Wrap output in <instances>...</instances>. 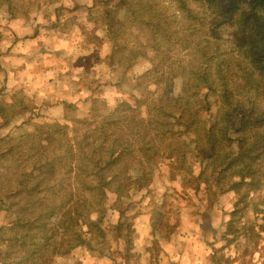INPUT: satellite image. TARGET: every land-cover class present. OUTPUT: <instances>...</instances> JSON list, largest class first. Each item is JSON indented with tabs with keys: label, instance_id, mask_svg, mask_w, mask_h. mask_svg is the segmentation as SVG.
Here are the masks:
<instances>
[{
	"label": "trees",
	"instance_id": "obj_1",
	"mask_svg": "<svg viewBox=\"0 0 264 264\" xmlns=\"http://www.w3.org/2000/svg\"><path fill=\"white\" fill-rule=\"evenodd\" d=\"M171 3L177 11L174 16L168 9ZM124 14V20H120L107 10L104 24L97 27L111 39L108 56L127 49L126 34H131L133 49L128 48V51L145 55L151 61V68L143 75L149 80L155 79V85L178 79L180 86L175 92L174 85H169L170 89L163 92L157 85L153 99L147 103L145 116L118 98L117 105H125L126 109L109 116L100 114L98 120L91 123L87 119L79 121V125L89 126L75 144L68 139L64 155L67 159L62 155L47 158L44 153L49 149L46 148L41 150V156L27 159L30 164L25 170L15 171L14 177H7L9 171L0 172V180L15 178L17 183L12 189L0 192V212L12 217L9 226L0 227V234H11L9 244H15L13 249L19 256L17 264H27L26 260L31 261V258H38V264H54L56 253L60 250L67 253L78 245L72 242L74 238L83 239L76 229V218L85 219L90 231L104 238L103 228L97 220L88 221L86 212H91L94 202L100 208L106 193L120 195L130 183L149 181L142 158L152 165L163 157L175 170H171V177L180 173L185 167L186 152L179 144L186 142L176 137L175 143L165 144L147 136L151 128H162L177 136L169 120L175 112L185 119V129L199 125L197 138L206 146L202 158L206 165L194 177L196 188L198 184L204 185L199 200L204 201L208 196L212 200V184L223 192L233 191L232 211L224 232L235 233L230 227L244 218L245 221L250 219L248 224L243 223L244 236L264 232V0H128ZM126 23L130 26L136 23L137 29L131 27L130 33H124ZM154 54L158 56L156 63ZM165 62L167 68H160ZM80 70H84L82 65ZM74 71L73 67L66 70L65 82L75 83ZM122 77L128 78L125 72ZM200 97L202 103H199ZM200 111L206 113L203 120ZM129 112H136L140 117L138 122L146 123L147 129L138 128L135 132L138 138H145L144 143L132 144L126 136L125 130H130L136 121L134 116H121ZM80 128L73 129L74 137ZM48 129L47 144L57 143L56 133L59 137H71L62 124L50 125ZM231 130L236 134L234 141L228 134ZM27 135L31 133L26 132L21 137ZM89 135L93 137L90 139ZM122 138L123 143L119 142ZM231 142L237 147L233 152ZM21 147L0 148V161L5 162L14 149ZM16 166L21 167V163ZM57 166L61 169L58 178ZM72 177L75 178L74 188ZM58 183H61L59 190ZM91 193L95 196L89 202L87 195ZM206 200L208 202V198ZM210 204L211 201L205 203ZM164 219L163 211L154 207L151 228L164 232ZM124 230V242L130 251V232L128 227ZM154 246L149 242L137 253L146 264L159 261ZM26 252L28 254H22ZM0 255L4 261L13 254L10 251L4 256L0 252ZM102 255L111 256L110 253Z\"/></svg>",
	"mask_w": 264,
	"mask_h": 264
},
{
	"label": "rangeland",
	"instance_id": "obj_2",
	"mask_svg": "<svg viewBox=\"0 0 264 264\" xmlns=\"http://www.w3.org/2000/svg\"><path fill=\"white\" fill-rule=\"evenodd\" d=\"M127 6L128 0H0V53L4 55L10 47L15 50L6 52L12 65L1 56L0 148L22 146L14 149L5 162L0 161V172L9 171L7 177H14L15 171L19 168L25 170L27 164H30L31 161L27 159L41 156V150L46 148L49 149L44 153L47 158L56 159L62 155L67 159L68 156L64 155L67 153L68 139L75 144L89 126L83 127L78 124L79 121L87 119L91 123L98 120L100 114L109 116L112 112L126 109L125 105H117L118 98L135 107L141 116H145L147 103L153 99L157 85L163 92L170 89L169 85H174L175 92L178 90V79L171 82L172 84L164 82L155 85V79L149 80L143 75L151 68V61L145 55H134L128 51L133 46L131 34H126L127 49L122 48L112 57L108 56L111 39L97 30V27L104 24L107 10L111 11V15L124 20L126 12L124 15L123 12ZM168 9L172 16L176 15L174 3L169 4ZM31 23L43 25L41 32L51 37L46 42L49 46L45 49L41 47L44 44L31 45L23 38ZM56 23L61 27L54 26ZM131 27L136 30L137 24L131 23L130 26L126 23L123 32L130 33ZM16 31H21V35L18 36ZM53 45L61 50L60 53L52 51L57 50L50 47ZM68 53H72L73 58L68 57ZM152 57L156 63L158 56L154 54ZM111 60L114 61L112 65ZM80 65L86 66L84 70H80ZM71 67L75 70V83L65 82V72ZM160 68L166 69L167 62ZM58 72L62 75L57 74ZM122 72L128 78L123 79ZM202 100L200 97L199 103ZM137 113L121 115L134 116L136 119L131 129L125 130L132 144L144 143L145 139L138 138L135 133L138 128L143 130L146 126L144 121L138 122L140 117ZM181 116L175 112V115L169 117L171 127L177 130V136L162 128H151L147 135L150 140L165 144L175 143L176 137L186 142L179 144L186 152L185 167L179 170L181 172L171 177L173 166L171 167L167 159L159 157L156 163L149 165L142 158L145 172L150 176L149 181L130 183L120 195L104 193L101 207H96L94 202L91 212H86L88 221H98L105 237L91 232L90 224L85 219L76 218V229L81 232L83 239L74 238L72 242H77L78 245L67 253L57 251L54 264H146L143 256H138L137 253L142 252L149 242L155 244L153 249L159 257L155 264H264V232L250 237L244 236L243 223L248 224L250 219L235 221L234 226L230 227V230H236L235 233L224 232L232 211L233 191L223 192L212 184V200L209 196L205 197L208 202L199 200L203 196L204 185L198 184L196 188L194 177L206 165V161L202 160L206 146L197 138L199 125L194 128L191 126L187 130L184 127L185 119ZM199 116L203 120L206 113L200 111ZM59 124L68 128L70 135L67 134L71 137H59L56 133L54 138L57 143L47 144L45 135L49 134L48 127ZM79 127L81 128L74 137L73 129ZM26 132L31 135L21 137ZM228 134L234 141L235 132L231 130ZM92 137L89 135L90 139ZM129 140L128 143L131 144ZM122 141L123 138L119 140ZM231 146V152L237 150L235 142H231ZM17 163H21V167L16 166ZM56 169L58 178L61 169L59 166ZM131 171L129 169L128 172ZM71 174L73 176V171ZM81 175L85 176V173ZM74 181L75 178L72 177V188L75 187ZM16 184L15 178L0 180V192L12 189ZM58 184L57 190L61 183ZM94 196V193L88 194V201L94 199ZM55 198L54 195L53 200ZM254 199L255 197L252 198ZM210 201V206H206L205 203ZM154 207H159L165 214L164 232L160 233L150 226ZM11 218L9 214L1 211L0 227L9 226ZM126 227L130 232V251H127L128 244L123 238ZM10 236L11 234H0V252L3 256L10 251L13 254L8 260L3 261L0 258V264H17L19 260L16 249H13L15 244H9ZM104 253H110L111 256H103ZM31 259L26 260L27 264L39 263L38 258Z\"/></svg>",
	"mask_w": 264,
	"mask_h": 264
},
{
	"label": "crops",
	"instance_id": "obj_3",
	"mask_svg": "<svg viewBox=\"0 0 264 264\" xmlns=\"http://www.w3.org/2000/svg\"><path fill=\"white\" fill-rule=\"evenodd\" d=\"M67 21V20H66ZM59 24V23H58ZM29 25V24H28ZM57 25V23L54 25V26H56ZM42 26L43 25H37V24H30L29 25V30L27 31V32H25V36L23 37V38H25V40H26V43H28V44H35V43H38V44H40V43H42V44H44V45H41V47H43L44 49H45V47H47V45L49 46V44L47 43V45H46V42H48L49 40H50V36L49 35H44L43 34V32H41L42 31ZM60 26V25H59ZM58 25H57V27H59ZM28 27V26H27ZM61 27V26H60ZM38 31H39V33H38ZM17 32V31H16ZM15 32V33H16ZM18 33V34H17ZM16 34L19 36V35H21V34H19V33H21V31L20 32H17ZM38 33V35H36ZM47 34V33H46ZM36 35V36H35ZM11 43V42H10ZM59 42L57 41V44H58ZM56 44V45H57ZM56 45H53V46H50L51 48H54V49H57V50H52L53 52H57V54L58 53H60V51L61 50H59L58 49V47L56 46ZM9 47H10V45H9ZM10 49V50H9ZM8 50H6V52H8V53H11L12 51H15L13 48L11 49V47L9 48ZM47 51V50H46ZM51 51V50H50ZM6 52H4L5 54L4 55H2L3 53H0V65H1V63H2V59L3 58H1V56L3 57L4 56V61H6L7 63H10L11 65H12V61H11V59H10V57L9 56H7V55H9V54H7ZM67 56L68 57H71V58H73L72 56H73V54L71 53V54H67ZM86 66H84L83 65V68H85ZM15 68H16V66H14V70H15ZM58 73H60V72H58ZM57 73V74H58ZM72 76V75H71ZM73 78V77H72ZM6 81V80H5ZM11 85V84H10ZM12 87V86H11ZM15 89H13V91H14Z\"/></svg>",
	"mask_w": 264,
	"mask_h": 264
}]
</instances>
